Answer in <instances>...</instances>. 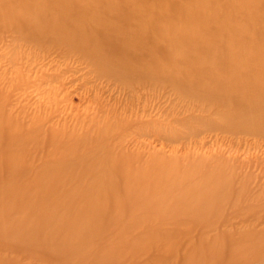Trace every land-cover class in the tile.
<instances>
[{"label":"rangeland","instance_id":"obj_1","mask_svg":"<svg viewBox=\"0 0 264 264\" xmlns=\"http://www.w3.org/2000/svg\"><path fill=\"white\" fill-rule=\"evenodd\" d=\"M153 1L133 0L125 11L147 12L158 24L166 23L173 11L183 19L182 0H166L167 13L153 9ZM103 3L90 0L91 5ZM5 10L6 2H0V11ZM27 35L23 26L0 24V115L5 121L0 127V154L25 155L31 163L14 167L0 163L2 190H8L11 181L46 184L56 178L72 186L74 177L84 180L87 167L113 159L105 168L108 180L97 184L87 180L84 185L103 187L109 194L107 210L121 206L119 201L138 184L129 187L124 175L128 166L149 175L140 186L154 189L164 211L154 210L158 213L149 217L139 213L136 218L123 211L118 222L87 240L84 250L89 252L77 263L74 254L66 256L71 257L67 262L51 244L47 237L52 228L42 233L38 217H26L24 209L10 205L6 214L11 223L30 219L27 232L33 234L34 229L43 242L36 246L26 234L12 236L0 220V264H98L99 257L110 259L107 264H196L192 257L201 252L210 259L205 257L206 263L203 256L197 264H264L263 127L253 131L245 128L247 119L221 120V100L192 93L164 75L125 69L120 47H114L113 60L103 61L83 44L57 42L51 36L38 41ZM177 38L167 35L157 45L156 57L168 60L165 44L173 45ZM255 41L264 43V36L255 34ZM143 48L133 45L129 61H136ZM177 50L176 58L187 55L182 46ZM207 190L219 192V199L212 202L216 207L209 217L197 223ZM183 191L187 207L197 208L194 219L186 214L187 208L180 214L168 210L170 204L175 208L176 196ZM38 198L28 205L40 203ZM77 211L75 207L73 215ZM64 229L61 233L70 237ZM67 243L70 249L76 246L72 238Z\"/></svg>","mask_w":264,"mask_h":264},{"label":"bare ground","instance_id":"obj_2","mask_svg":"<svg viewBox=\"0 0 264 264\" xmlns=\"http://www.w3.org/2000/svg\"><path fill=\"white\" fill-rule=\"evenodd\" d=\"M132 1L103 0V6L100 7L98 4L91 5L90 0H0L7 4V10L0 11V24L11 23L18 28L23 26L28 32L27 37L38 41L51 36L57 42L83 44L89 53L98 55L103 61H106V58L113 60L114 47H120L122 51L118 55L125 61L121 63L125 69L164 75L192 93L221 100V120L247 119L245 128L259 131L263 127L261 130L264 132V43L255 41V34L264 36V0H261V6L254 5L259 0H215V3L214 0L213 3L211 0H182L180 6L184 13L183 19L175 17L177 13L175 11L174 14L173 11L163 24L155 23L147 12L125 11L130 9ZM151 4L153 9L168 12L166 0H154ZM115 12L116 14H113ZM19 13H25V17H20ZM89 14L91 18H87ZM210 21L217 22L213 24ZM145 24L146 30L142 32L141 27ZM168 31L179 38L173 40V45L165 44L170 56L168 60L162 61L156 57L155 52L157 45L165 42L170 34ZM136 43L144 48L138 53L141 54L137 55L136 61H129L128 50ZM181 46L187 55L176 58L177 48ZM162 66L168 69L161 70L163 68L159 67ZM2 118L4 117L0 115V127L5 126ZM11 127L18 130L17 126ZM22 156L18 157L15 153L3 156L0 154V163L4 167L31 164L25 155ZM113 161L107 159L96 167H87L83 171L84 180L76 176L72 180V186L56 177L54 181L46 184L41 180L26 181V184L11 181L13 184L10 182V188L6 191L2 190L4 184H0V220L3 226L10 228L8 230L12 236L23 233L28 235L32 242L35 241L36 246L40 245L43 242L41 234H36L34 229H31L33 234L27 232L30 219L21 218L20 222L12 224L7 218V207L10 205L17 206L18 210L24 209L26 217H38L37 226L42 233L49 230L47 238L54 247L57 246L56 250L63 252L65 260L71 258H66L71 253L74 254L72 260L79 262L89 252L84 250L89 239L93 240L98 233L118 222L123 211H128L132 215L130 217L136 218L139 213H146L145 216L149 217L158 213L154 210H163L154 197V189L147 191L144 188L146 185H143V188L140 186L149 181V175H142L138 170L132 171L133 168L127 166L124 175L129 187H133L135 182L138 184L134 185V189H129L124 195L125 198L119 201L121 206L108 211L105 198L109 194L104 193L103 187L84 185L87 180L89 183L108 180L109 174L105 168ZM46 162L48 165L49 162ZM153 184L158 185L156 182ZM158 190L160 192L164 189ZM40 193L43 196H40ZM179 194L180 197L176 196L175 208L170 204L171 208L168 210L180 214L187 208L186 214L195 216L192 212L197 211V208L190 210L187 207L190 204L184 201V196L181 195L187 192ZM203 194L207 195H202L206 202L201 208L198 207L200 212L197 213L201 217L196 216L197 223L203 221L206 216L209 217L208 214L216 207L212 202H218L219 199V192L215 190L203 191ZM116 195L113 196L114 200L118 199ZM33 197H39L38 200L40 203L44 202V207L42 203L29 206L28 203ZM174 199H168V202H173ZM75 207L78 210L77 216L72 213ZM180 207L182 210L178 211ZM63 227L68 230L70 237L61 233ZM68 238H72L76 243L71 249L67 246ZM64 248L67 249L63 251ZM203 256L202 252L194 255L193 263L197 264L206 257ZM206 258L210 259L209 256ZM206 258L204 260L207 263ZM96 260L98 264H107L110 259L104 261L99 257Z\"/></svg>","mask_w":264,"mask_h":264}]
</instances>
